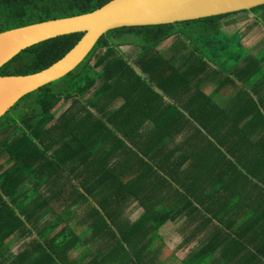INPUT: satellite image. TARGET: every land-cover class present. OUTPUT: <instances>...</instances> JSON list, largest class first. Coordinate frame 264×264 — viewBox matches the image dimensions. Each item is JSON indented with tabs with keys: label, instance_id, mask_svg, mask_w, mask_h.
<instances>
[{
	"label": "crops",
	"instance_id": "1",
	"mask_svg": "<svg viewBox=\"0 0 264 264\" xmlns=\"http://www.w3.org/2000/svg\"><path fill=\"white\" fill-rule=\"evenodd\" d=\"M223 19L241 23L237 31L222 32L226 38L208 45V56L219 49L214 62L190 60L192 45L173 38L157 48L186 82L178 89L159 88L160 82L135 66L139 78L115 74L110 82L101 77V91L108 85L114 89L113 96L101 92V121L112 138L101 137V158L95 156L101 164L106 159V166L94 172L122 175L113 187L114 223L108 222L101 232V255L115 256L122 233L133 247L130 254L137 251L140 256L139 264H264L258 256L264 252V23L248 12ZM175 48L180 53L173 58ZM131 49L120 46L118 53L131 62ZM114 57L104 61L103 68ZM92 98L90 91L73 105V100L60 101L50 112L48 126L70 109L81 107L83 113L94 114V105H84ZM5 161L0 159V176L8 167ZM65 169L54 190L81 192L73 178L81 168ZM26 186H19L18 199L0 191V264H24V256H31L27 264H38L34 257L47 264L54 251L43 248L64 222L75 235L84 229L81 204L71 203L70 218L50 230L64 201L50 199L53 191L46 187L39 189L41 204L26 201ZM11 202L26 207L25 214H19L21 225L13 231L10 210L4 211ZM27 209L31 211L26 214ZM109 230L112 239L106 237ZM90 239V233L82 235L85 244L70 253L72 261L84 263L96 252Z\"/></svg>",
	"mask_w": 264,
	"mask_h": 264
},
{
	"label": "trees",
	"instance_id": "2",
	"mask_svg": "<svg viewBox=\"0 0 264 264\" xmlns=\"http://www.w3.org/2000/svg\"><path fill=\"white\" fill-rule=\"evenodd\" d=\"M107 1L109 0H0V33L42 21L88 13ZM241 12L252 13L255 18L264 23V4ZM233 14L236 12L170 24L109 30L98 38L89 53L72 71L56 80L64 82L65 86L54 88L53 83L50 82L25 96L31 99L37 110L31 109L21 118L12 117L11 110L3 116L6 117L5 128H9V132H5V140L0 143V159L8 163V167L0 176L1 193L6 197L14 195V199H18V188L25 184L27 186L23 194L26 195V201L34 200L35 204L40 201L39 204H41L44 198L38 199L42 195L39 189L43 187H46L47 191L52 189L50 199L59 198L64 202L61 215L59 214L55 223L50 224V230H54L68 217L70 218L72 212L69 204H81L79 213L81 212L83 217V223H80L84 225L82 234L75 235L70 228L67 229V222H64L46 248L42 247L44 250H49L50 254L54 251L47 257L45 263L114 264V261L116 264L140 263L138 260L140 256L136 255L137 251L130 254L133 247L122 233L119 234V240L115 242V256L101 255V232L108 226V222L112 225L114 223L116 208H113L115 204L112 198L113 187L118 182L119 176H122L115 174L114 171L103 175L94 172L101 170V166H106V159L101 164L95 156L98 153L101 158V144L105 145V142H101V137H111L101 121V92L109 91L113 96L114 89L112 92V85H108L101 91V77L105 75V80L110 82L115 74L139 78L133 72L132 66H135L151 81L160 82L157 84L159 88L170 91L178 89L179 84L186 82L180 80L178 67L168 63V60L158 52L159 45L168 38H173L176 42H188L193 49L190 60L207 58L214 62V59L219 57V49L216 47L208 56L207 52L210 51L208 45L217 39L226 38L220 29L221 20ZM80 36V33L61 35L26 48L0 68V76L36 73L65 54ZM233 37L237 39L236 33ZM125 45L133 50L135 57L131 62L124 54L118 53V47ZM173 52L174 58L180 53V49L175 48ZM114 54H116L115 61L103 68L102 63ZM200 72L197 70L196 74ZM98 81H100L99 86ZM183 88L187 90V86ZM90 91L94 94V98L87 99L84 105H94V114L83 113L81 107L73 112L70 109L59 116L54 126H48L52 120L50 112L57 103L73 100L71 102L73 105L83 100ZM16 105L17 103L12 108ZM20 127L21 133L14 135ZM2 130L3 128L0 129V133ZM6 137L13 138L10 140ZM2 143L3 146H1ZM52 147L56 149L50 152ZM154 152L157 155L161 153L159 150ZM128 162L126 160L124 163ZM70 165L72 171L81 168L80 173L73 178L82 191L77 189L65 191L62 188L54 190L55 187L57 188L55 182L62 179L61 173L66 172L65 167ZM174 169L175 167L171 168V170ZM52 174L56 176L50 182ZM77 177H79L78 181H76ZM14 203L12 207L5 203L4 208V211L7 208L10 210L12 231L21 225L19 214H25L26 208L16 207ZM30 211L27 209L26 214ZM77 211L78 209H75L74 216L77 215ZM2 217L0 210V220ZM87 233L91 236L88 242L95 245L96 252L89 253L86 262L75 263L70 259V253L85 244L82 235ZM106 237L112 239L110 230L106 233ZM258 254L263 262L264 252L262 254L259 251ZM34 258L38 264L43 262L40 257ZM23 260V263L27 264L31 256H24Z\"/></svg>",
	"mask_w": 264,
	"mask_h": 264
},
{
	"label": "water",
	"instance_id": "3",
	"mask_svg": "<svg viewBox=\"0 0 264 264\" xmlns=\"http://www.w3.org/2000/svg\"><path fill=\"white\" fill-rule=\"evenodd\" d=\"M264 0H109L95 10L0 33V68L21 51L51 38L80 33L76 43L48 67L27 75L0 76V118L26 95L72 71L107 31L170 24L249 11Z\"/></svg>",
	"mask_w": 264,
	"mask_h": 264
},
{
	"label": "rangeland",
	"instance_id": "4",
	"mask_svg": "<svg viewBox=\"0 0 264 264\" xmlns=\"http://www.w3.org/2000/svg\"><path fill=\"white\" fill-rule=\"evenodd\" d=\"M242 16V15H241ZM239 19V18H238ZM244 19V18H243ZM240 20L238 21H227L225 19H222L221 20V30L222 32L224 33H229V32H235L237 31V28L240 24ZM220 59H222L223 61H225L224 59V56L221 55L220 56ZM53 83L52 86L55 88V87H62V86H65L64 85V82H58V81H54V82H51ZM64 107V106H63ZM36 105L34 103L31 102V99L28 98V97H24L22 98V100H20L17 105L11 109L10 111V115L12 117H15V118H21L22 116H24L28 111H30L31 109H36ZM37 110V109H36ZM5 124H6V117H3L2 119L0 118V129L3 128L2 130V133H0V143L1 142H4L5 140V135L6 133L5 132H9V128L6 129L5 127ZM22 128L20 127L19 130L16 131V133H14V135H19L20 130ZM11 131V130H10ZM23 134V133H22ZM22 136V135H21ZM6 138H9L10 140L13 138V137H6ZM10 142V141H9ZM3 146V143L2 145ZM5 146V144H4Z\"/></svg>",
	"mask_w": 264,
	"mask_h": 264
}]
</instances>
